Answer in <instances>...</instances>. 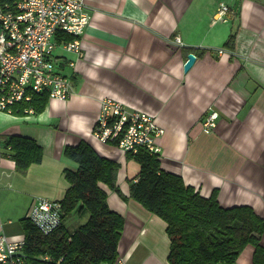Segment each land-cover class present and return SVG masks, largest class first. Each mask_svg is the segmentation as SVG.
I'll return each instance as SVG.
<instances>
[{
  "label": "crops",
  "instance_id": "obj_1",
  "mask_svg": "<svg viewBox=\"0 0 264 264\" xmlns=\"http://www.w3.org/2000/svg\"><path fill=\"white\" fill-rule=\"evenodd\" d=\"M234 2L85 0L91 19L78 52L61 44L53 51L56 71L70 80V95L64 102L48 99L32 114L22 105L0 111V235L25 240L22 220L37 198L64 197L43 195L49 186L62 195L51 180V164L59 165L56 172L68 168L63 150L81 140L120 164L117 185L128 195L127 181L139 165L91 134L107 98L156 117L164 134L154 142L165 172L180 176L201 197L215 194L223 208L248 206L264 220V0H238L236 10ZM220 3L231 8L226 22L214 21ZM175 38L183 46L174 45ZM190 53L196 59L184 72ZM212 111L216 128L205 133L202 123ZM13 136L34 140L41 163L17 172L5 155ZM107 195L110 209L125 220L116 262L167 264L165 223L131 199ZM79 214L88 219L86 211ZM259 244L264 248V232ZM254 251L246 245L236 263L253 264Z\"/></svg>",
  "mask_w": 264,
  "mask_h": 264
},
{
  "label": "trees",
  "instance_id": "obj_2",
  "mask_svg": "<svg viewBox=\"0 0 264 264\" xmlns=\"http://www.w3.org/2000/svg\"><path fill=\"white\" fill-rule=\"evenodd\" d=\"M56 44L67 43L72 37L62 32L54 36ZM233 36L226 47H232ZM222 54L221 56H223ZM48 95L32 96L33 109L45 108ZM7 157L15 170L25 172L30 165L40 164L41 147L32 139L13 136L5 144ZM65 157L76 169L62 173L68 183L62 205V222L48 235L40 233L28 218L22 220L25 246L23 264H99L115 263L124 229V217L110 209L108 191L122 201L137 202L166 225L169 240L167 264H235L241 250L248 244L255 247L253 264H264V248L259 244L264 220L251 207L223 208L215 194L201 197L180 176L161 168L159 155L140 148L126 158L139 165L138 174L128 180V195L117 185L120 164L100 156L87 142L66 146ZM78 209L88 219L70 231L65 217Z\"/></svg>",
  "mask_w": 264,
  "mask_h": 264
},
{
  "label": "built area",
  "instance_id": "obj_3",
  "mask_svg": "<svg viewBox=\"0 0 264 264\" xmlns=\"http://www.w3.org/2000/svg\"><path fill=\"white\" fill-rule=\"evenodd\" d=\"M231 8L220 3L214 21L226 22ZM91 16L85 0H0V111L12 113L22 105L24 113H34L32 96L46 93L49 100L64 102L71 92L70 80L55 69V34L72 37L62 48L78 52L84 28ZM174 45L183 46L178 39ZM219 55L223 49L216 50ZM217 112L203 120L205 133L216 128ZM156 117L144 110L114 99H103L91 134L98 142L112 145L123 153L143 148L159 155L155 139L164 134ZM59 201L37 198L28 219L43 235L56 230L62 222ZM25 240L11 241L0 235V264H23ZM116 264H123L117 261Z\"/></svg>",
  "mask_w": 264,
  "mask_h": 264
},
{
  "label": "rangeland",
  "instance_id": "obj_4",
  "mask_svg": "<svg viewBox=\"0 0 264 264\" xmlns=\"http://www.w3.org/2000/svg\"><path fill=\"white\" fill-rule=\"evenodd\" d=\"M63 166L68 167V169H76L77 165L71 161H65L63 160ZM53 170L52 173V182L54 183V186L61 188L62 190V195H56V192H59L60 189L56 190L55 188L49 186L48 190H46L43 195L44 196H50L52 198H59L58 200H60L66 190V188L68 187V183L65 181L64 176L62 175L61 170L56 172L57 168L60 169L58 164H51ZM58 196V197H57ZM85 219L83 217H81V214H79V212L75 211L74 213L69 214L68 216L65 217V225L69 230H74L76 229L80 224H84L86 221H84ZM238 264V263H236Z\"/></svg>",
  "mask_w": 264,
  "mask_h": 264
},
{
  "label": "water",
  "instance_id": "obj_5",
  "mask_svg": "<svg viewBox=\"0 0 264 264\" xmlns=\"http://www.w3.org/2000/svg\"><path fill=\"white\" fill-rule=\"evenodd\" d=\"M237 6H238V0H235L233 9L236 10ZM195 59H196V57L194 54L190 53L187 55V61L185 62L184 66H183L184 72H187L192 67V65L195 62Z\"/></svg>",
  "mask_w": 264,
  "mask_h": 264
}]
</instances>
